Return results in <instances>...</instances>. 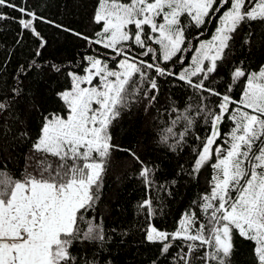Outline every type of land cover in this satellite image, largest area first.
Masks as SVG:
<instances>
[{"label":"snow or ice","instance_id":"6c2138e0","mask_svg":"<svg viewBox=\"0 0 264 264\" xmlns=\"http://www.w3.org/2000/svg\"><path fill=\"white\" fill-rule=\"evenodd\" d=\"M26 5L0 0V9L20 13L12 19L39 42V57L47 41L36 24L54 22ZM92 21L100 26L92 35L56 27L111 55H87L79 71L67 72L71 86L57 93V111L42 114L35 138L26 127L13 135L16 124H25L18 115L22 77L45 67L62 73L61 65L33 59L17 69L13 87L0 91V151L18 140L31 153L19 175L9 167L10 151L0 164V264H112V237L104 216L94 214L112 153L124 151L139 165L147 192L157 169L114 143L111 129L133 107L159 112L161 79L186 86L196 102L172 107L158 142L177 155L190 149L177 177L197 179L206 168L211 175L171 232L151 223L153 197L139 203L148 221L144 242L159 245L152 264H233L236 235L252 243V264H264V63L255 71L243 61L219 71L238 29L247 27L250 38L254 25L264 27V0H98ZM213 23L210 38H202ZM27 107L39 111L34 100ZM177 183L173 178L171 186Z\"/></svg>","mask_w":264,"mask_h":264},{"label":"trees","instance_id":"16d2710c","mask_svg":"<svg viewBox=\"0 0 264 264\" xmlns=\"http://www.w3.org/2000/svg\"><path fill=\"white\" fill-rule=\"evenodd\" d=\"M14 2L20 4L21 0ZM97 2L98 0H27V7L46 20L54 22L36 24L37 30L47 41L39 57L35 56L39 42L30 32H22L19 24L12 19L19 17L20 13L9 8L0 9L8 16V19L0 20V91L7 92L13 87L17 69L20 65L26 67L33 59L40 64L56 63L63 69L62 73L51 72L46 67L41 70L33 69L22 77L25 95L19 103L18 115L25 124H16L13 135L26 127L29 134L35 138L41 126L42 114L57 111L61 105L57 93L71 86L67 72L79 71L78 65L87 55H100L103 58L104 52L111 54V50H104L98 45L90 47L84 41L77 40L56 27L63 25L65 28L92 35L100 27L92 21ZM214 28V23L209 24L202 38H209ZM247 32L248 28L242 26L233 34V39L229 42L230 55L229 50H226L228 58L224 61L225 67L219 69L221 74L227 71L228 65H238L241 61L244 62L245 68L250 67L253 71L258 70L259 65L264 63V36L261 35L264 33V27L254 25L250 38L245 35ZM158 84L160 93L156 107L159 112L150 110V114L146 115L142 107H133L132 113L125 114L111 129L114 143L122 148L137 151L141 159L157 169L155 184L151 192H147L138 178L139 165H134L124 151L112 153L103 177L101 198L94 213L104 216L106 232L112 237L107 245L112 264H152V261L157 259L159 245L144 242V229L148 221L143 211L138 208L142 200L153 197L157 215L151 223L159 229L171 232L175 229L181 213L206 191V181L211 175V170L206 168L197 179L177 177L179 166L185 164L187 167L189 163L190 149L186 148L179 155L174 154L158 142V134H163L162 129L168 126L172 107L182 111L185 104L195 103L196 100H188L191 92L186 86H174L171 81L165 82L162 79L158 80ZM235 94L238 97L239 91L235 90ZM29 100L35 101L39 111H28ZM229 127L226 121L222 130L226 132ZM189 143L191 144L190 138ZM9 151L13 156L9 167L14 166L15 174L19 175L26 166L27 157L31 155L30 144L10 140L9 147L0 151V164L4 162V157ZM37 157L39 158V154ZM173 178L178 181L175 186H171ZM159 185H165L168 191L158 190ZM113 228L116 229L115 233L111 231ZM233 243V264H252V243L238 235L234 236Z\"/></svg>","mask_w":264,"mask_h":264},{"label":"rangeland","instance_id":"374dc122","mask_svg":"<svg viewBox=\"0 0 264 264\" xmlns=\"http://www.w3.org/2000/svg\"><path fill=\"white\" fill-rule=\"evenodd\" d=\"M209 38H210V37H209ZM110 55H111V54H110ZM110 55H109V56H110Z\"/></svg>","mask_w":264,"mask_h":264}]
</instances>
